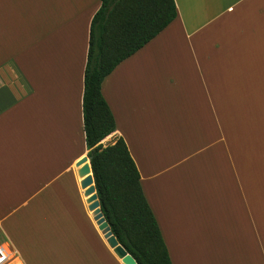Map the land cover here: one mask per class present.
<instances>
[{
  "label": "crops",
  "instance_id": "crops-1",
  "mask_svg": "<svg viewBox=\"0 0 264 264\" xmlns=\"http://www.w3.org/2000/svg\"><path fill=\"white\" fill-rule=\"evenodd\" d=\"M174 4L104 79L116 129L101 145H126L171 264H264V0ZM100 5L0 0L6 264H123L87 183L83 78Z\"/></svg>",
  "mask_w": 264,
  "mask_h": 264
},
{
  "label": "trees",
  "instance_id": "trees-1",
  "mask_svg": "<svg viewBox=\"0 0 264 264\" xmlns=\"http://www.w3.org/2000/svg\"><path fill=\"white\" fill-rule=\"evenodd\" d=\"M100 3L90 23L82 97L87 157L100 210L116 241L137 264H171L126 145L122 139L101 145L116 129L101 85L120 63L174 21V0Z\"/></svg>",
  "mask_w": 264,
  "mask_h": 264
},
{
  "label": "bare ground",
  "instance_id": "bare-ground-1",
  "mask_svg": "<svg viewBox=\"0 0 264 264\" xmlns=\"http://www.w3.org/2000/svg\"><path fill=\"white\" fill-rule=\"evenodd\" d=\"M87 183L91 185V187L94 186V183H91V181L87 180ZM95 212H96L95 218H97L99 225L102 227L100 228L101 233L104 234L108 247L112 249L116 257L120 259L123 264H134L127 258V255L124 253V251L114 242V240L111 237V232L109 230V227L105 225L102 217L100 216V213L97 210Z\"/></svg>",
  "mask_w": 264,
  "mask_h": 264
},
{
  "label": "built area",
  "instance_id": "built-area-1",
  "mask_svg": "<svg viewBox=\"0 0 264 264\" xmlns=\"http://www.w3.org/2000/svg\"><path fill=\"white\" fill-rule=\"evenodd\" d=\"M9 260V254L7 250L0 245V264H6Z\"/></svg>",
  "mask_w": 264,
  "mask_h": 264
},
{
  "label": "water",
  "instance_id": "water-1",
  "mask_svg": "<svg viewBox=\"0 0 264 264\" xmlns=\"http://www.w3.org/2000/svg\"><path fill=\"white\" fill-rule=\"evenodd\" d=\"M93 190V189H92ZM98 199V198H97ZM98 204H99V201H98ZM99 207H100V205H99ZM100 212H101V210H100ZM101 215H102V213H101ZM102 217H103V215H102ZM103 221H104V223H105V225L107 226V227H109L108 226V224L106 223V221H105V219H104V217H103ZM100 228H102L101 226H100ZM109 230H110V228H109ZM110 232H111V230H110ZM111 236H112V239L114 240V242L124 251V253L127 255V258L131 261V262H133L134 264H137L136 263V261L129 255V254H127V252L120 246V244L116 241V239L114 238V236L112 235V233H111Z\"/></svg>",
  "mask_w": 264,
  "mask_h": 264
},
{
  "label": "rangeland",
  "instance_id": "rangeland-1",
  "mask_svg": "<svg viewBox=\"0 0 264 264\" xmlns=\"http://www.w3.org/2000/svg\"><path fill=\"white\" fill-rule=\"evenodd\" d=\"M108 144H110V142H105V143H104V145H108Z\"/></svg>",
  "mask_w": 264,
  "mask_h": 264
}]
</instances>
